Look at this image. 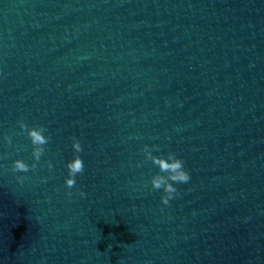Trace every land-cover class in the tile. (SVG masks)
Returning a JSON list of instances; mask_svg holds the SVG:
<instances>
[{
    "label": "clouds",
    "instance_id": "9594fccd",
    "mask_svg": "<svg viewBox=\"0 0 264 264\" xmlns=\"http://www.w3.org/2000/svg\"><path fill=\"white\" fill-rule=\"evenodd\" d=\"M17 125L20 132L26 134L32 146V163L29 164L19 158L15 159L12 161L11 171L13 173H28L37 169L45 153V146L51 141V136L45 134L47 129L43 125L35 124L30 127L23 118L17 121ZM71 139L74 156L65 164L68 173L65 178V186L68 189L75 187L77 176L83 174L85 171L84 161L79 155L83 151L82 144L76 137H72ZM3 140L9 146L13 143L12 137L8 135H5ZM142 151L145 159L150 160L158 168V172L152 176L150 184L153 190H162L161 203L167 206L178 195L176 185L187 184L191 179L190 174L185 169L184 161L178 158L174 152H168L166 156L153 155L152 149L147 144L143 146ZM47 167L51 170L53 168L52 163L48 162ZM25 178L24 176H17V180L21 182ZM80 195L83 197L86 194L80 192Z\"/></svg>",
    "mask_w": 264,
    "mask_h": 264
}]
</instances>
